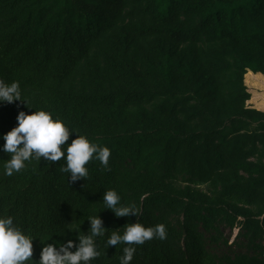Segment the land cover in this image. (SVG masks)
<instances>
[{"label": "trees", "instance_id": "trees-1", "mask_svg": "<svg viewBox=\"0 0 264 264\" xmlns=\"http://www.w3.org/2000/svg\"><path fill=\"white\" fill-rule=\"evenodd\" d=\"M0 80L25 100L0 103V135L43 108L111 151L77 181L63 158L7 176L0 151V215L37 237L33 261L99 215L91 264H119L104 242L137 220L166 237L131 264H264V0H0ZM108 189L138 215L105 209Z\"/></svg>", "mask_w": 264, "mask_h": 264}, {"label": "clouds", "instance_id": "clouds-1", "mask_svg": "<svg viewBox=\"0 0 264 264\" xmlns=\"http://www.w3.org/2000/svg\"><path fill=\"white\" fill-rule=\"evenodd\" d=\"M25 101L22 99V89L18 81L10 84L0 80V103ZM31 114L20 111L16 117L17 125L7 133L0 135L3 145L0 151L8 154L3 169L4 174L12 176L23 170L32 160L55 162L62 158L65 165L61 169L67 173L71 181L86 179L90 160H97L106 169L109 167L111 151L107 146L91 142L83 134L70 129L66 122L46 109H36ZM76 138L66 143L71 134ZM102 201L105 209H110L116 217L138 215L134 205L121 203V196L115 189L104 192ZM88 234L78 232L79 243L74 245L69 239L66 243H46L40 251L38 261H33V240L37 237L26 232L11 215H0V264H91L101 253L98 250L97 238L104 237L106 229L102 227L99 215L90 216ZM121 228L110 231L105 240V248L122 245L123 255L119 264H131L135 253V245H142L153 238L161 240L166 237V227L163 224L145 226L137 220L125 224ZM75 247V251H71Z\"/></svg>", "mask_w": 264, "mask_h": 264}, {"label": "rangeland", "instance_id": "rangeland-1", "mask_svg": "<svg viewBox=\"0 0 264 264\" xmlns=\"http://www.w3.org/2000/svg\"><path fill=\"white\" fill-rule=\"evenodd\" d=\"M220 231L222 233V238H225L229 241V244L224 245L223 242L220 240L218 243L216 244H212V243H207L206 244V247L207 248H210L212 252L214 253H221V252H224V251H229V245L232 246L233 244H230L231 241L234 240L235 236H236V232L233 231V230H230L229 228L225 227V226H221L220 228ZM235 250H238V249H234Z\"/></svg>", "mask_w": 264, "mask_h": 264}]
</instances>
